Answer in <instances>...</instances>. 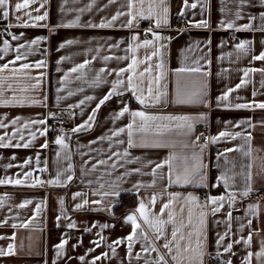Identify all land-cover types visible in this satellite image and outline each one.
<instances>
[{"label":"crops","instance_id":"0c3cea01","mask_svg":"<svg viewBox=\"0 0 264 264\" xmlns=\"http://www.w3.org/2000/svg\"><path fill=\"white\" fill-rule=\"evenodd\" d=\"M18 2L23 0H10L7 20L0 12V66L8 65V69L0 71V120L6 125L0 128V136L5 137V142L11 140L13 144L31 140V146L0 148V179L11 177L25 181L21 185H0V198L3 199L0 237H5L0 239V248L7 249L11 243L16 253L0 257V264H91L96 256H101L96 264H151L160 255H164L168 264H225L229 260L232 264H264V256L256 255L264 247V109L257 107L264 103V71H260L264 69V61L253 59L254 55L264 51L261 44L264 33L236 31L221 26V21H235L237 26L252 23L256 28L261 23L260 13L264 12L259 0H251L250 4L239 9V20L235 18L238 0H187V5L184 0H163V3L161 0H132L131 12L136 19L131 28L121 27L131 18L127 15L121 16L114 27H59L75 21L77 17L81 25L107 21L117 11H130L127 7L129 0H116L115 3H109V0H35L28 8L16 12L14 6ZM90 4L92 7L89 9ZM193 4H196L195 8L191 7ZM45 12V20H34L36 15ZM250 16L257 19L250 21ZM182 17L185 22L179 24ZM157 19L161 21L159 28L155 27ZM148 21H152L154 27L149 35H144L142 26ZM200 21H208L209 26L197 27ZM4 29L7 31L3 32ZM9 32L20 39L13 40ZM153 33L164 39L156 41ZM133 35H138L139 40L133 42ZM38 37L45 39L36 45L30 44ZM69 39L76 43L61 48L60 45ZM145 39L152 40L153 44L138 48L134 53L127 51L130 44L134 46ZM4 40L9 42L6 52L2 51ZM244 40L252 42L247 53L235 48ZM154 51L157 55H152ZM18 54L22 57L20 60L16 59ZM106 56L111 59L106 61ZM133 59L138 63L119 78L124 79L126 84L127 77L132 76L138 89L136 94L121 86L122 95H114L102 105L90 127L73 133L71 129L84 123L99 99L111 91L112 83L118 79L114 70L127 68ZM85 61L88 63L83 69L76 73L70 71ZM40 62L43 66L36 67ZM24 64L30 67L23 69ZM181 67H200L201 71L178 73L176 69ZM101 69L105 71L101 73ZM245 69L256 71H249L245 77ZM97 75L100 76L98 82L95 79ZM242 79L246 83L237 89L236 85ZM149 87L152 88L151 97L148 96ZM178 88L182 94L205 93L206 103H175ZM229 88L235 90L229 94L228 100L218 102L217 98ZM141 89L143 96L148 98L145 105L136 99ZM70 92L72 95H69ZM158 95L160 102L155 103ZM88 96L95 99L74 107ZM132 100L138 105H133ZM236 104H249L251 107L236 109ZM124 106L128 107L129 113L143 111L153 116H189L193 119L188 122L149 121L145 132L134 129L133 139L137 143L141 138L150 142L159 140L169 146L128 148L127 131L112 136L114 131L126 128L132 122L129 113L114 119ZM49 113L55 115L49 116ZM62 114L68 120V124L61 128L63 132L59 130L52 136L48 131L46 135L40 134L44 128L49 130L51 118ZM200 116L205 119H199ZM17 117L20 120L13 125L11 121ZM38 119H46V125L23 127L26 122ZM242 120H250L251 126L241 124L236 127ZM139 123L137 118V126ZM178 123H185V126L177 128ZM188 123L192 125L191 131L187 128ZM221 131L240 132L242 135L220 137L201 148L206 144V138L218 136ZM32 132L36 133L34 140ZM249 134L250 142L245 139ZM20 135L24 136L23 141L19 139ZM59 135L65 136L66 147L54 142ZM102 136L105 139L101 140ZM45 143L48 147H41ZM249 145L250 155H245ZM230 148L241 150L225 151ZM125 151L128 155H124ZM170 155L175 157L171 161V177L167 164L156 169L153 175L155 165ZM13 156L15 159H12ZM28 158H31V163L21 168L20 165ZM101 160L107 163L100 164ZM8 164L13 166L8 168ZM249 164L250 169L246 167ZM137 168L140 172L134 171ZM28 171L32 176L25 178L22 173ZM249 171L251 180L247 179ZM58 172L61 174L60 184H48V188L36 184L39 174L44 173L49 181L55 179ZM221 174L230 178L228 186L218 180ZM68 175L72 176L71 181L67 180ZM177 175L181 176L180 183L175 182ZM137 184L141 186L134 188ZM247 185H250L251 191L244 196L242 193ZM105 192L110 194L105 196ZM114 192H119V196L111 194ZM123 192H134L137 205L128 212L115 215L114 206ZM75 193L81 195L73 199ZM233 194L235 199L230 203ZM153 196L156 198L154 204L151 202ZM189 196L197 199L189 200ZM210 196L225 197L223 207L215 214L212 208L217 205L211 204L208 200ZM25 200L32 203L19 207ZM84 200L88 204L76 210L75 206ZM141 201L150 219L160 213L164 204L169 205L161 216L166 221L161 228L162 237L169 241L172 240L173 229L178 230L171 253L163 248L164 238L155 241L157 251L144 252L145 242L139 236L140 230L131 257L127 253L126 240L119 245L113 243L131 234L132 225L126 222V217L136 212ZM37 205H40L39 211ZM250 205L258 207L250 209ZM136 215L151 243L155 228H149L139 213ZM71 222H75L77 227L68 228ZM23 223L28 226H20ZM12 224L17 227L13 228ZM104 224L109 226L101 228L100 225ZM86 227H90L91 231H85ZM226 232L225 239L218 245V237ZM13 236L14 240L11 239ZM62 239L68 243L62 250L63 254L57 257L54 246ZM93 241L99 242L100 246L97 247ZM229 243L233 246L230 252H226L225 247ZM112 248H115V253ZM249 252L252 253L251 259L245 261ZM136 254H139V259ZM81 256L84 257L83 262L79 259Z\"/></svg>","mask_w":264,"mask_h":264},{"label":"snow or ice","instance_id":"6c2138e0","mask_svg":"<svg viewBox=\"0 0 264 264\" xmlns=\"http://www.w3.org/2000/svg\"><path fill=\"white\" fill-rule=\"evenodd\" d=\"M33 2H35V0H23L22 3L18 2L14 6L15 7V11L19 12L22 9L28 8L30 3H33ZM115 2H116V0H109V3H115ZM161 3H163V0H161ZM184 3H185V5H187V0H184ZM250 3H251V0H238L239 8L235 12L236 20H239L241 18V11L239 9H242L244 7V5L250 4ZM259 3L261 5V7H264V0H259ZM9 5H10V0H0V12H2V16H3V18L5 20H7L8 17H9ZM41 7H43V5H41ZM91 7H92L91 4L88 5L89 9ZM127 7L130 10L127 13L121 12V11H117L116 14L111 17V19H109L107 21L102 20L99 24H92L91 22H89L87 24L81 25L79 23V17H77V19L75 21H71L69 23L59 25V27H65V28H72V27H78V26H80V27H99V28L114 27L115 26V22L121 16L127 15V16H129L131 18L128 19L126 21V23L122 24L121 27L131 28L133 26L134 20L136 19V17L133 16V14L131 12V9L133 8L132 0H129V2L127 4ZM191 7L195 8L196 4L191 5ZM35 11L38 12L39 9H36ZM80 11H83V9H81ZM164 11L167 12V9H164ZM26 14L29 15V16L31 15V13H26ZM141 15H143V13H141ZM46 18H47V12H45L43 15H36L34 17V20L35 21H41V20H45ZM17 19L19 20L20 17L18 16ZM256 19H257L256 16H250L249 17L250 21H255ZM259 20H260L261 23L256 28H253V24L252 23H248V24H245L243 26H237L235 21H229L227 23H225L224 21H221V26L226 27L228 29H235L236 31L252 30V31H259L261 33H264V12L260 13ZM165 23H166V21H165ZM17 26H20V25H17ZM23 26L26 27V26H29V25L24 24ZM32 26H35V25H32ZM196 26L197 27H208L209 25H208V21H200L199 24H197ZM8 27H12V25H9ZM155 27H157V28L161 27V21L159 19H157L155 21ZM147 31L151 32L152 30L148 29ZM8 35H10L13 40H19L20 39L19 36L14 35L11 32H9ZM153 36L155 37L156 41L164 39V38H162L160 35H158L156 33H153ZM43 39H45V38L44 37H38V38L30 41V44L36 45ZM131 40L133 42L138 41L139 40V36L138 35H133L131 37ZM73 43H76V41L69 39V40L65 41V43H62L60 45V47L63 48L66 45H71ZM209 43H210V41H209ZM251 43L252 42L248 41V40L240 41L238 44L235 45V48L240 50V51H243V52L247 53L248 51H250ZM152 44H153L152 40L145 39L142 43H135L134 46L130 44L129 48L127 49V51H130V52L134 53L138 48H141V47L147 48V47H149ZM261 44L264 45V40H261ZM20 47H24V45H20ZM112 47H118V45H112ZM161 47H164V45H161ZM8 48H9V42L7 40H4V49H2V51L6 52L8 50ZM17 51L19 52V49H17ZM152 55H157V52L154 51L152 53ZM21 58L22 57L19 54L16 57L17 60H20ZM104 59L107 61V60L111 59V57H107L106 56V57H104ZM116 59H127V57H116ZM146 59H151V57H147ZM253 59L254 60H259V61H264V51L260 52L259 55H254ZM12 63H14V61ZM87 63H88V61H85L83 64H79V65L73 67L70 71L72 73H76L80 69H83ZM137 63H138V61L136 59H133L132 63L129 64L127 68H121L118 71L114 70L116 76L118 77V79L115 80L112 83L111 91H109L106 95H104L101 99H99V102L96 104V107L92 110V114L88 116L87 120L84 123H82V124L74 127L73 129H71V131L73 133H78L81 130H84V129H87L88 127H90V123L92 121H94L95 114L99 110V108L102 105H104L107 101H109L114 95H122L121 86H124L125 90L131 89L133 91V94L134 95L136 94L138 89H137V85L133 84V77L132 76H128L126 84H125V80L124 79H120L119 77H121V75L123 73L131 71L133 69V67ZM41 66H43V62H40V63H38L36 65V67H41ZM29 67L30 66L28 64L22 65L23 69H28ZM157 67H162V65H157ZM6 69H8V65L7 64H5L3 66H0V71H4ZM13 71H16V69H13ZM104 71H105V69H101L100 70L101 73H103ZM145 71H150V69H145ZM176 71L178 73H182V72L199 73L201 71V68L200 67H193V68L181 67L179 69H176ZM249 71H256V69H245L244 70V76L245 77H247ZM260 71H264V69H261ZM140 75L143 76V73H141ZM66 78H67V74L65 76V79ZM95 79L98 82L100 80V76L97 75ZM245 83H246V80L242 79L241 83L236 85V88L237 89L240 88ZM262 86H264V84H262ZM234 90L235 89L229 88L226 92H224L220 97L217 98L218 102L219 101L228 100L229 94L232 91H234ZM147 91H148V96L151 97L152 88L149 87L147 89ZM140 92H141L140 95H136V99H137V101L140 104L145 105L148 98L143 96V90L142 89L140 90ZM69 95H72V93L70 92ZM204 96H205V93H203V92L192 93V94H182L180 92L179 88H178L177 93H176V98H175L174 102L177 103V104H195V103L204 104V103H206V101L204 99ZM94 99H95V97L88 96L84 100H80L79 104L75 105L74 107H80L81 105L85 104L86 100L91 101V100H94ZM159 102H160V96L158 95V96L155 97V103H159ZM36 103H39V102L37 101ZM218 106H219V103H218ZM70 107H73V106H70ZM234 107L236 109H242V108H250L251 105H249V104H236V105H234ZM257 107H259L261 109H264V103L258 104ZM125 113H129V109H128L127 106H124L118 113H116L114 119H119L120 117H123L125 115ZM129 114L132 117V122L129 123L126 126V128H120L117 131H114L112 133V136H119L121 133H124L125 131H127L128 148H132V147H167V146H169L168 144L164 143L163 141H159V140H152L150 142L146 138H141L140 142L137 143L133 139L134 129L136 131H139V132H145L147 130V128H148V122L149 121H163V120H167V121L188 122V121H191L193 119L192 117H189V116H153V115H147L143 111L131 112ZM54 115L55 114H53V113H49V116H54ZM137 118H139V121H140L138 126H137ZM199 119L203 120V119H205V117L204 116H200ZM18 120H20L19 117L13 119L11 121V123L13 125H15ZM46 123H47L46 119L31 120L29 122H26L23 125V127L25 129H27V128L30 127V125H37V124L46 125ZM241 124H248L249 126H251V121L250 120H242L239 123H237L235 126L239 127ZM184 126H185V123L176 124L177 128H183ZM4 127H6V125L3 123L2 120H0V128H4ZM165 127H167V125H165ZM187 128H188L189 131H191V129H192L191 123L187 124ZM17 131L19 132L20 129H17ZM47 131H48V129L44 128L42 131H40V134L41 135H46ZM60 131L63 132V129H60ZM241 135H242V133H240V132L229 133V132H226V131H221L218 134V136H213V137L206 138V144L201 146V148L203 149V147H206L207 146V142H213V143L216 142L220 137L232 136L233 138H235V137H238V136H241ZM31 136H32V139L34 140L36 138V133L32 132ZM13 139H15V135L13 136ZM19 139L21 141H23L24 140V136L20 135ZM100 139L103 140V139H105V137L102 136V137H100ZM108 139H111V137H108ZM245 139H246V141L250 142V140H251L250 134ZM198 140H199V137H197V141ZM54 142L57 145H61L63 147H66V145H65V136H63V135L57 136L56 140ZM30 146H31V140L26 142V143H23V144H21V143L13 144L11 140H9L8 142H5V137L4 136H0V148H8V147L28 148ZM41 147L47 148L48 145H47V143H45V144L41 145ZM240 150L241 149H239V148H237V149H231L230 148V149H226L225 151L226 152H232V151H240ZM250 152H251V147L249 145V149H248V151L245 152V155H250ZM124 155H128V152L125 151ZM220 155H223V154H220ZM12 159H15V156H13ZM173 159H175V157L173 155H170L162 163H157L155 165V168L153 169V175H155V170L156 169H161V168L164 167L165 164H167L169 166V176L171 177V172H172L171 161ZM37 162H39V157L38 156H37ZM30 163H31V158H28V159H26L23 162L22 165H20V167L23 168V167L29 165ZM99 163L100 164H106L107 161L101 160V161H99ZM149 163H151V162H149ZM12 166H13L12 164L6 165V167H8V168H11ZM233 166L235 167V165H233ZM113 167H115V165H113ZM246 167L250 169L251 165L249 164ZM93 168H95V165H93ZM45 170L46 169H40V171H45ZM134 171L135 172H140V169L137 168ZM19 175L20 174H18V177H19ZM22 175L25 178H28V177L32 176V173H31V171H28V172H23ZM60 176H61V174L58 172L56 178L53 179V180L47 181V183L50 184V185L60 184L61 183ZM251 178H252V174L249 171L248 174H247V179L251 180ZM71 179H72V176L68 175L67 176V180L71 181ZM229 179L230 178L226 174H221V176L218 177V180L223 181L225 186H228ZM170 182H171V179H170ZM175 182L176 183H180L181 182V176L177 175L176 179H175ZM185 182H187L186 179H185ZM24 183H25V181L20 179V178H16L14 180L11 177H8V178H5V179H0V185H3V184L21 185V184H24ZM43 183H45V182L44 181H40V180H36V184H39V185L42 186ZM32 186H35V185H32ZM140 186L141 185L137 184V185H134L133 187L134 188H138ZM201 186H206V185L202 184ZM101 187H103V185H101ZM250 191H251V187H250V185H247L246 188H245V191L242 193V195L247 196ZM109 194L110 193H107V192L104 193L105 196H107ZM111 194L119 196V192H114V193H111ZM80 195H81V193H75L74 196H73V199H75L76 197H78ZM155 199H156L155 196H153L152 200H151V202L153 204L155 203ZM188 199L194 201L197 198L194 197V196H189ZM224 199H225V197H223V196H220V197H211L210 196V197H208V200L211 202L212 205H217L216 207L212 208L213 214H215L216 212L220 211V209L223 207V203L222 202L224 201ZM234 199H235V195L233 194L231 199H230V203H231V200H234ZM31 203H32L31 200H25L23 203H21L19 205V207L23 208V207H26L28 204H31ZM60 203L63 204V200L62 199H61ZM93 203H100V201H93ZM87 204H88V201L84 200L82 204H77L75 206L76 210H80L81 208L84 207V205H87ZM0 206H3V199L2 198H0ZM168 207H169V205L167 203L164 204L161 207V209H160V213L155 215L153 219H150L149 218V214L146 211V206L143 203V201H141L139 203L138 208L136 209V212L131 213V214L127 215V217H126V222H131V225H132L131 234L128 235L126 238L118 239V240L114 241L113 243L119 245V244L124 243V241L126 240L127 241V253H128V256L131 257L132 254H133V245L136 242V239H137V236H138V230H140L139 236L145 242V247L142 249L144 252H149V251L155 252V251H157V248L155 246V241L159 240L161 238H164L165 239V243L163 244V248L166 249L169 253H171L172 252V245H173V242L176 241L178 230L175 229V228L173 229V231H172V240L171 241L167 240L166 237H162V228H161V226L163 224H165L166 221L162 220L161 216L164 214L165 209H167ZM253 207H258V206H252V205L249 206L250 209H252ZM39 208H40V205H37V211H39ZM136 213H139L140 218L143 219L144 223L147 224L149 226V228H155L154 239H153V241L151 243L148 240V235L146 233H144L143 230L141 229V224L137 222L138 218H137ZM169 217L171 218V213H169ZM228 217H229V220H230L231 219V212L228 213ZM59 219H60V217L58 216L57 220H59ZM3 223L6 224L7 221H4ZM249 223H251V222L249 221ZM11 226L13 228L17 227L16 224H12ZM20 226L27 227L28 224L27 223H23ZM108 226L109 225H107V224L100 225L101 228H107ZM67 227L71 229V228H76L77 225L75 224V222H71V223H69L67 225ZM92 227H96V225H92ZM241 229H243V225H241ZM84 230L85 231H91V228L90 227H86ZM227 234L228 233L226 232L225 235H221V236L218 237V240H217V244L218 245L225 239V236ZM189 235H191V234H189ZM0 239H5V237H0ZM11 239L14 240L15 237L13 236V237H11ZM180 239L182 240L183 236H181ZM250 240H251V237L249 236L248 243H250ZM239 242L240 241H235L234 243H239ZM67 243H68V241L66 239H62L60 243H58V244H56L54 246L55 249H56V256L57 257H60L63 254L62 250L65 248V245ZM93 243L96 244L97 247L100 246L99 242H97V241H93ZM176 246H177V248H179V244H177ZM232 246H233L232 243H229L225 247V251L226 252H230L231 249H232ZM109 247H112V246L109 245ZM93 250L94 249H90L89 251H93ZM112 252L115 253V248H112ZM15 254H16L15 253V246L13 244H11V243L8 245L7 249L0 248V257H2V256H11V255H15ZM203 254L204 253H203V250L201 248V252H200L201 257L203 256ZM103 255L107 256V253H104ZM256 255L258 257L264 256V247H262L261 251L259 253H257ZM251 256H252V253L249 252L248 256L245 258V261H250ZM136 258L139 259V254H136ZM79 259L82 262L84 261V257L83 256L79 257ZM100 259H101V256H96L91 261V264H96V261L100 260ZM173 259H175V257H173ZM146 264H149V262H146ZM151 264H168V262L165 259L164 255H160L159 258L156 261L151 262ZM225 264H232V262H231V260H229V261H226Z\"/></svg>","mask_w":264,"mask_h":264},{"label":"built area","instance_id":"2783aa9c","mask_svg":"<svg viewBox=\"0 0 264 264\" xmlns=\"http://www.w3.org/2000/svg\"><path fill=\"white\" fill-rule=\"evenodd\" d=\"M185 22V18L182 17L179 20V24H183ZM154 24L152 21H148L145 25L142 26V30L144 32V35H149L150 32H148V29H153ZM182 29L183 27H179ZM7 30H3V32H6ZM68 124V120L66 115L62 114L60 117L57 118H51L48 122V127L49 130L48 132L50 133V136L56 134L62 127L66 126ZM38 179L40 181H44L43 185L41 186L42 188H48V183H47V178L44 173L39 174ZM203 196L205 197L206 194L204 193Z\"/></svg>","mask_w":264,"mask_h":264},{"label":"trees","instance_id":"16d2710c","mask_svg":"<svg viewBox=\"0 0 264 264\" xmlns=\"http://www.w3.org/2000/svg\"><path fill=\"white\" fill-rule=\"evenodd\" d=\"M133 105H138L132 100ZM137 205V195L134 192H123L114 206V214L120 215L134 209Z\"/></svg>","mask_w":264,"mask_h":264}]
</instances>
